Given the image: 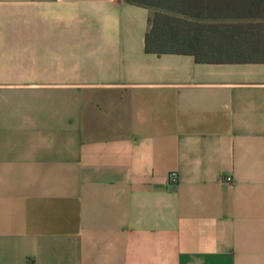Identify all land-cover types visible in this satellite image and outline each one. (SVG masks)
Here are the masks:
<instances>
[{
	"label": "crops",
	"instance_id": "1",
	"mask_svg": "<svg viewBox=\"0 0 264 264\" xmlns=\"http://www.w3.org/2000/svg\"><path fill=\"white\" fill-rule=\"evenodd\" d=\"M150 14L0 0V264H264V61L147 52Z\"/></svg>",
	"mask_w": 264,
	"mask_h": 264
},
{
	"label": "trees",
	"instance_id": "2",
	"mask_svg": "<svg viewBox=\"0 0 264 264\" xmlns=\"http://www.w3.org/2000/svg\"><path fill=\"white\" fill-rule=\"evenodd\" d=\"M126 1L151 11L147 52L186 53L199 61H264V0Z\"/></svg>",
	"mask_w": 264,
	"mask_h": 264
},
{
	"label": "built area",
	"instance_id": "3",
	"mask_svg": "<svg viewBox=\"0 0 264 264\" xmlns=\"http://www.w3.org/2000/svg\"><path fill=\"white\" fill-rule=\"evenodd\" d=\"M230 180H231V177L227 176L225 181L229 182ZM176 181H177L176 172L175 171L170 172L169 175H168L169 184L174 185L176 183Z\"/></svg>",
	"mask_w": 264,
	"mask_h": 264
}]
</instances>
